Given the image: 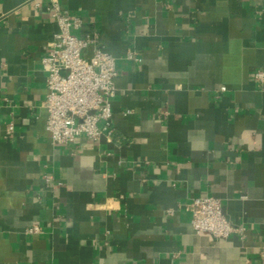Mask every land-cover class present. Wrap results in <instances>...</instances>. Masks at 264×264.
Returning <instances> with one entry per match:
<instances>
[{"label":"crops","instance_id":"0c3cea01","mask_svg":"<svg viewBox=\"0 0 264 264\" xmlns=\"http://www.w3.org/2000/svg\"><path fill=\"white\" fill-rule=\"evenodd\" d=\"M52 1L116 59L112 139L47 131ZM257 70L264 0H0V264H264ZM202 197L243 234L197 235Z\"/></svg>","mask_w":264,"mask_h":264},{"label":"built area","instance_id":"2783aa9c","mask_svg":"<svg viewBox=\"0 0 264 264\" xmlns=\"http://www.w3.org/2000/svg\"><path fill=\"white\" fill-rule=\"evenodd\" d=\"M48 10L58 25V32L41 61L47 73L48 94L44 106L52 142L71 145L81 137L99 141L105 135L112 139V100L116 96L115 81L119 75L116 59L103 46L98 33L77 36L74 32L82 27V20L72 17L59 2L52 1ZM90 48L92 55L87 57L86 51ZM128 57L139 60L134 53H129ZM253 80L263 85L264 70H257ZM9 129L13 131L14 126L10 124ZM45 180L51 183L53 179L45 176ZM185 209L197 235L228 239L244 232L243 227H236L228 220L218 198H197ZM41 231L40 225H33L27 233L36 235Z\"/></svg>","mask_w":264,"mask_h":264}]
</instances>
